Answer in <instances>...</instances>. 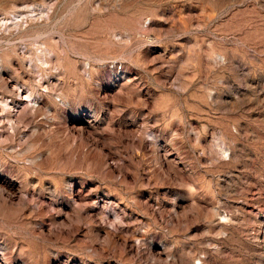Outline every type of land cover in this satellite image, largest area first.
I'll list each match as a JSON object with an SVG mask.
<instances>
[{
  "label": "rangeland",
  "instance_id": "obj_1",
  "mask_svg": "<svg viewBox=\"0 0 264 264\" xmlns=\"http://www.w3.org/2000/svg\"><path fill=\"white\" fill-rule=\"evenodd\" d=\"M0 264H264V0H0Z\"/></svg>",
  "mask_w": 264,
  "mask_h": 264
},
{
  "label": "bare ground",
  "instance_id": "obj_2",
  "mask_svg": "<svg viewBox=\"0 0 264 264\" xmlns=\"http://www.w3.org/2000/svg\"><path fill=\"white\" fill-rule=\"evenodd\" d=\"M10 26V25H9ZM50 35V34H49ZM26 98H29L30 97V95L29 94H26V96H25Z\"/></svg>",
  "mask_w": 264,
  "mask_h": 264
}]
</instances>
